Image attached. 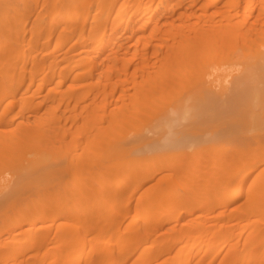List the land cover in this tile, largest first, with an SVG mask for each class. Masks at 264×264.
<instances>
[{"label": "rangeland", "instance_id": "374dc122", "mask_svg": "<svg viewBox=\"0 0 264 264\" xmlns=\"http://www.w3.org/2000/svg\"><path fill=\"white\" fill-rule=\"evenodd\" d=\"M69 1L0 0V63L4 59H10L9 63L16 62L28 66L36 62L47 71L53 58L61 60V55L65 51L75 59L77 54L74 50H84L83 52L88 54L91 44L82 42L80 36L87 37L105 32L109 35L113 18H117L114 17L117 3L126 6L136 3L140 11L151 3L159 5L160 0H114L115 3L111 6L102 8H97L98 0H90L84 10L87 25L82 32L78 28L81 21L55 20L60 13H69L71 6H65ZM182 1L179 7H174L166 13L165 16H169L166 19L176 25L175 27L189 26L191 30L186 28L187 33L195 32L196 29L210 31L211 37L204 42L197 38H177L179 42L176 44H197L199 48L197 61L190 65H185L188 62H185L179 53L171 54L170 60L176 61L180 66L175 68L178 76H183L185 72L183 67L188 65L190 72L196 71L204 60L209 64L207 70L213 66L212 60L216 55L210 45L217 47L216 43L220 41V37L213 32L222 23L218 9L229 8L237 13L238 19L242 22V25L239 24L236 28L240 38L239 44L246 41L243 33L250 26V22L242 17L250 7L248 1H252L257 27H264V7L260 5V0H229L228 5L224 0L206 6H202L204 0H196L195 3ZM191 12L194 15H190ZM154 14L157 15L158 11ZM137 16L139 17L131 27L122 25L120 34L107 52L114 54L118 49H123L124 59L129 66L120 60L113 69L109 67L104 71L105 76L112 78L114 83H123L131 91L134 90V86L140 88L147 80L150 83L155 81L166 67L162 63L166 59L167 47L175 44L173 39L160 42L162 30L155 33L156 37H152L151 27L141 29L139 18H142V15L138 12ZM137 30L138 34H134L133 31ZM140 34L143 37L139 40ZM256 42L264 49V34H258ZM159 44H162V50L158 49ZM137 45L140 46L139 52L135 51ZM146 47L150 52L145 56L143 48ZM238 50L241 52L240 48ZM7 55L10 57L6 58ZM124 65H127V69ZM200 69L204 71L203 65ZM98 80L99 75L96 72L88 80L85 79L93 85ZM69 87L72 88V93L78 94V87L71 83L70 78L65 85V88ZM169 93V90L162 89L149 100L129 95L115 100L118 99V93L114 98L98 93V96L92 95L78 103L76 107L75 102H72L74 118L66 124L68 129L66 144L69 153H82L89 134L100 136L98 132L116 107L130 110L127 116L116 119L119 122L125 121L123 129L140 127L147 120L155 122L164 120L163 115L160 119L157 116L164 114V108L170 102ZM137 105L141 109L138 119L133 113ZM65 106L66 104L63 107ZM258 115L264 116V113L261 111ZM185 122L183 120V123ZM212 129V126L197 127V130L191 133L192 143L189 147L174 149L165 147L160 151L129 148L127 140L130 141L133 135L124 136L126 130L119 134L117 137L121 136L128 142L122 148L120 145L115 146L116 148L119 146L121 155L118 152L114 153L105 160L101 159V164L97 166L92 195L94 217L88 210L84 212L75 210L64 217L51 218L50 214H45L36 227L45 226L53 220L50 228L35 227L29 230L40 206L27 209L25 214L28 219L23 220V210L30 199L21 200L22 202L15 207L9 198L3 200L0 197V264H57L66 241L77 236L89 237L99 243L100 262L104 259V264H176L182 258L177 253L180 243L177 237L186 230L192 237L204 239L205 235L211 232L202 227L209 224H213L214 230L230 228L239 250H243L244 245L252 241L250 227L256 221L264 237V128H259L255 136H252L251 132H242L221 140L217 138L211 141L201 140L214 136ZM147 132L150 137L156 139L162 137V133L149 129L145 131ZM71 140L75 143L72 147L69 146ZM221 146L229 149L222 150ZM106 147L107 144L103 140L99 143L95 141L94 148L97 151H103ZM87 155L85 153L80 158L85 165ZM159 155L160 158L157 159ZM107 166H114L113 177L107 186H103L100 184L101 171ZM86 167L88 172V164ZM5 169L6 167L0 164V181L11 177ZM155 171L158 173L155 174ZM64 180L61 186L69 180L67 172L64 173ZM119 181H122L121 185L116 189ZM45 189L47 188L44 187ZM235 193L239 194V198L233 202L230 197ZM250 197L251 200L255 197L258 202L248 217L244 218L241 213L238 214L248 207ZM82 206H85L84 201ZM97 216L98 221H93L92 219ZM16 219L23 221L13 230L11 226ZM61 222L65 230L59 238ZM41 229L48 231L50 240L34 246V237ZM242 229L246 231L241 232ZM172 236H175L176 240H173ZM219 239L223 241V237ZM147 240L152 244L149 250L143 248V243ZM238 249L232 246L227 253L217 255L215 249L194 248L187 253L188 264H213L214 258L220 260L218 264H246L247 261L241 256L236 257ZM248 252L257 254L259 264H264V251L259 245L252 247L251 252ZM70 263L71 260H68L61 264ZM80 264H94L90 252Z\"/></svg>", "mask_w": 264, "mask_h": 264}, {"label": "bare ground", "instance_id": "6f19581e", "mask_svg": "<svg viewBox=\"0 0 264 264\" xmlns=\"http://www.w3.org/2000/svg\"><path fill=\"white\" fill-rule=\"evenodd\" d=\"M185 1L195 3L196 0ZM223 1L204 0L202 6L218 4ZM225 1L227 5L230 3L229 0ZM182 2V0H160L159 5L151 3V5L141 8L140 11L136 3L128 6L117 3L114 16L117 18H113L109 35H106L108 32H105L91 34L87 37L80 36L82 42L91 44L88 54H85L84 50H74L77 54V59H75L68 51H65L61 55V60L53 58L47 71L36 62L28 66L16 62L9 63L10 59L1 61L0 164L6 167L5 170L11 174V177L0 181V197L3 200L9 198L15 207L22 202L21 200L29 198L30 201L23 210V220L28 219L25 214L27 209L40 206L34 217L33 226L29 230H33L45 214H50L51 218L64 217L75 210L81 212L88 210L94 217L95 208L92 206V195L97 166L101 164V159L105 160L114 153L118 152L121 155L118 150L119 146L116 148V145H120L122 148L125 143L129 142V148L160 151L165 147H170V149L189 147L192 143L191 133L201 126L213 127L214 136L201 139L206 141L214 140L213 138L221 140L226 136L242 132H251L250 134L255 136V132L259 128H264V116L258 115V112L264 113V49L261 48L260 43L256 42L257 35L264 34V27L259 28L256 25L252 1H248L250 7L242 16L245 21L250 22L247 31L243 33L246 41H243L242 44H239L240 38L236 29L239 24L242 25L237 13L229 8L218 9L217 12L222 23L215 28L213 34H218L220 41L216 43L217 47L210 45L216 56L212 60L213 66L208 70V61H202L203 72L200 69L202 65L194 72L189 71V65L197 61L198 45L176 43L179 42L177 38L184 37L187 39L197 38L204 42L211 37L210 31L196 29L195 32L187 33L186 28L191 30L189 26L175 27L176 25L166 19L169 17H166V13L174 7H179ZM260 2V5L264 7V0H260ZM88 3L90 0H70L65 4V6H71L69 13H60L58 19L55 20L58 22L81 21L78 28L82 32L87 25L84 10L86 6L88 7ZM112 3L115 1L98 0L96 6L97 8L109 7ZM156 11H158L157 15L154 14ZM138 12L142 15V18H139L141 29L151 27L150 35L152 37H156L155 33L162 30L163 34L159 36L160 42L173 39L175 44L167 47L166 59L162 63L166 67L155 81L150 83L147 80L140 88L134 86V90L131 91L123 83H114L112 78L105 76L104 71L109 67L113 69L120 60L124 64H128L124 59L123 49H118L114 54L107 52L120 34L122 25L131 27L139 17L137 16ZM190 15H194V13L191 12ZM138 32V30L133 31L134 34H138ZM138 37L140 40L143 36L140 34ZM157 47L162 50V44ZM239 48L241 52L238 50ZM143 50L145 56L150 52L148 47ZM135 51H140L139 45ZM174 52L179 53L180 57L188 62L185 65L189 64L186 67L181 65L185 71L183 76H178L175 73V68L180 66L176 61L170 60L171 54ZM96 58L97 60H95ZM124 66L127 69V65ZM95 72L98 73L99 80L94 85L85 81ZM207 74L213 76L208 77ZM69 78L71 83L78 87L77 95L72 93V88H65ZM82 81L85 82L81 83ZM162 89L170 91V97L168 96L170 102L164 108V114L157 116L160 119L163 115L164 120L156 122L147 120L140 127L123 129L125 121L119 122L116 119L127 116L130 110L116 107L109 115L106 124L98 132L100 136L88 133L89 137L82 148V153H69L68 144H66L68 131L66 124L74 118L72 102H75L74 107H76L78 103L92 95L98 96V93L113 98L118 93V99L115 100L127 95L149 100L153 99L156 93ZM64 104H66L65 108ZM133 113L138 119L141 113L139 105L135 107ZM183 120L186 122L183 123ZM147 129L162 133V137L156 139L148 136V132L145 133ZM123 132L124 136L125 134L133 135L130 141L126 142V139H122L121 136L117 137ZM102 140L107 144V147L103 151H97L94 148L95 141L99 143ZM69 144L72 147L75 143L71 140ZM224 148L228 147L221 146L222 150ZM85 153L88 154V159H86V165L89 166L88 172H86L85 163L80 161ZM122 154H124V150ZM158 158L160 155L157 156ZM113 167L107 166L102 169L100 184L103 186H107L111 182ZM66 172L69 174V180L64 186H61L65 181L64 173ZM157 173L158 171H155V174ZM121 182L117 183L116 189L121 185ZM58 184L60 185L58 186ZM44 187L47 189L44 190ZM241 190L242 188L239 191ZM238 195V193L233 194L230 197L231 200L233 202L238 200ZM83 201L85 206H82ZM257 202L254 197L248 207L241 210L238 215L241 213L242 217L247 218ZM23 220L16 219L11 228L13 230L18 228ZM92 220L97 222L98 216ZM52 221L45 226L36 228H50ZM62 224L63 222L60 223L59 238L62 237L61 234L65 230ZM257 224L258 221L250 227L252 241L245 244L243 250L238 249L234 241L235 235L230 228L222 227L214 230L213 224H209L202 229L212 234L205 235V238L201 240L192 237L189 231L183 230L181 236L177 237L180 242L177 253L182 258L176 264H188L187 253L194 248L215 249L217 255H222L227 253L229 247L232 246L238 249L236 257L241 256L247 261L246 264H259L258 255L248 252H251L252 247L258 245L264 251L263 231ZM242 231H246V229H242ZM220 237H223V241H220ZM172 239L176 240V237L172 236ZM48 240H50L48 231L41 229L34 237L33 245L45 243ZM143 248L149 250L152 248V244L147 240L143 243ZM99 250V243L89 237L77 236L66 241V246L62 256L57 260V264L68 260H71L70 264H80L89 252L94 264H104V259L100 262ZM212 262L218 264L220 260L214 258Z\"/></svg>", "mask_w": 264, "mask_h": 264}]
</instances>
